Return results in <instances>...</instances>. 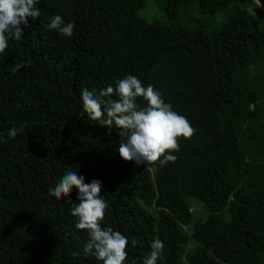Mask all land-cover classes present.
<instances>
[{"label": "trees", "instance_id": "obj_1", "mask_svg": "<svg viewBox=\"0 0 264 264\" xmlns=\"http://www.w3.org/2000/svg\"><path fill=\"white\" fill-rule=\"evenodd\" d=\"M36 7L0 53V264H102L82 252L75 186L49 195L69 171L102 182L101 226L127 237L124 264H143L155 239L156 264H264V0ZM55 15L71 37L48 28ZM128 75L195 129L163 167L123 160L119 130L83 109L82 89L98 95Z\"/></svg>", "mask_w": 264, "mask_h": 264}, {"label": "clouds", "instance_id": "obj_2", "mask_svg": "<svg viewBox=\"0 0 264 264\" xmlns=\"http://www.w3.org/2000/svg\"><path fill=\"white\" fill-rule=\"evenodd\" d=\"M37 2L0 0V53L8 46L9 35L20 40L24 31L21 25L28 26L29 18H39ZM48 28L71 37L74 25L65 24L60 15H55L50 18ZM22 67L26 65L18 63L14 70L19 71ZM138 97H143L147 102L146 107L138 106ZM81 98L83 109L90 120L98 121L109 131L113 126L119 130L118 134L122 137L118 147L120 157L125 161H135L137 165L159 162L163 167L170 161L174 162L176 157L169 153L179 150L178 138L182 136L188 139L195 133L190 122L173 111L172 105L162 99L153 85L144 87L133 75L118 80L115 88L109 85L100 90L98 95L84 88L81 90ZM16 135L14 128L9 129L10 139ZM73 186L78 190L77 199L80 203L73 205L71 215L77 218L75 227L85 230L88 235L82 245L84 256L95 257L102 264H124L128 256L127 237L111 227L101 226L108 207L101 196L102 182L93 179L91 183H85L82 175L69 171L54 188L49 189V195L57 200L63 196L70 197ZM131 243L135 247L138 241L133 239ZM163 247V241L153 240L151 252L144 258L143 264H156ZM72 255L76 257L79 253L73 252Z\"/></svg>", "mask_w": 264, "mask_h": 264}]
</instances>
